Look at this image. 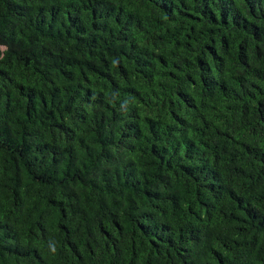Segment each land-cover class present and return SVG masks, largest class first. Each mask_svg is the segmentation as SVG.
Here are the masks:
<instances>
[{
    "label": "trees",
    "instance_id": "16d2710c",
    "mask_svg": "<svg viewBox=\"0 0 264 264\" xmlns=\"http://www.w3.org/2000/svg\"><path fill=\"white\" fill-rule=\"evenodd\" d=\"M0 264H264V0H0Z\"/></svg>",
    "mask_w": 264,
    "mask_h": 264
}]
</instances>
